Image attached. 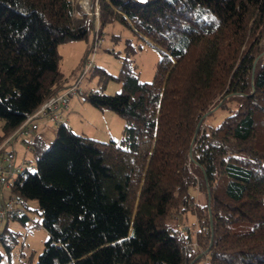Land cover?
Masks as SVG:
<instances>
[{
  "label": "trees",
  "instance_id": "trees-1",
  "mask_svg": "<svg viewBox=\"0 0 264 264\" xmlns=\"http://www.w3.org/2000/svg\"><path fill=\"white\" fill-rule=\"evenodd\" d=\"M98 3L99 33L119 23L161 58L149 82L126 58L109 76L121 92L86 93L124 118L120 141L64 122L11 187L49 233L36 264H198L204 251L206 264H264V0ZM92 29L74 0H0V142L65 88L59 46Z\"/></svg>",
  "mask_w": 264,
  "mask_h": 264
},
{
  "label": "rangeland",
  "instance_id": "rangeland-1",
  "mask_svg": "<svg viewBox=\"0 0 264 264\" xmlns=\"http://www.w3.org/2000/svg\"><path fill=\"white\" fill-rule=\"evenodd\" d=\"M95 1L97 2V0H74V4H80L82 10L86 13L88 7H94ZM87 19H92L94 30L98 26L100 28V20L96 25L95 19L90 18L88 14ZM94 30L90 31L87 38L70 40L59 46V70L64 80H66L67 86L74 84L82 74L83 60L95 40ZM113 35H117L119 39L114 41L112 39ZM100 36L103 42L98 46L95 55V66L83 75L79 86L80 92L71 97L73 99L72 106L74 105L75 110L79 109L80 111H74L71 114L72 124H70V127H73L74 132L78 134H84L99 141H120L125 128L124 118L116 112H106L109 110L92 106L85 100L86 93L90 89L99 90L109 95L121 92V83L118 80L110 79L109 76L119 75L126 58L133 68L139 72L141 81L149 82L154 78L157 63L161 57L156 47L138 39L129 29L119 23L107 26L105 34ZM126 40H130L131 44L126 45ZM82 103L87 106L84 108L78 107ZM230 107H233V105L231 104ZM224 116L223 110L220 109L214 117L207 119V123L217 124ZM3 124V120L0 119V133ZM46 128L48 129L47 144L41 146L37 152L30 151L26 155L27 159L33 164V167L29 170L30 172H33L36 168L38 156L45 148L51 146L55 138L57 126L50 124ZM260 141L264 144L263 136H261ZM16 148L20 161L25 154V149H21L18 145ZM196 197L200 204L207 205L208 197L204 192L197 191ZM18 202L26 209L29 218L25 221L19 218H11L6 222L8 225L6 224L5 229H3L0 239V264H36L44 249L45 242L49 238V233L41 224L38 202L36 200ZM179 224L183 231L192 236L191 245L194 249H197L199 247L196 241L199 227L196 215L188 212L187 215L180 218ZM201 256H204L205 259L198 264H206L209 261L208 251H204Z\"/></svg>",
  "mask_w": 264,
  "mask_h": 264
},
{
  "label": "built area",
  "instance_id": "built-area-1",
  "mask_svg": "<svg viewBox=\"0 0 264 264\" xmlns=\"http://www.w3.org/2000/svg\"><path fill=\"white\" fill-rule=\"evenodd\" d=\"M96 4L94 9L90 7L86 9V13L90 18H94L96 25H98L100 15L98 0ZM94 31V43L84 62L82 74L76 82L65 87L61 92L51 95L0 142V237L9 219L28 216L26 209L19 204L12 194L11 187L20 172L33 166L26 155L33 151L41 127H48L50 124L58 127L66 122L64 112L69 108L71 97L80 92L79 86L83 75L95 66V55L98 46L103 42L99 33V26ZM20 144L23 145L25 154L19 161L16 147Z\"/></svg>",
  "mask_w": 264,
  "mask_h": 264
},
{
  "label": "crops",
  "instance_id": "crops-1",
  "mask_svg": "<svg viewBox=\"0 0 264 264\" xmlns=\"http://www.w3.org/2000/svg\"><path fill=\"white\" fill-rule=\"evenodd\" d=\"M84 61V60H83ZM67 83H66V80H65V82H64V86L65 87H67ZM75 100V99H74ZM77 102H79L78 100H76ZM72 102H73V99H71L70 100V105H69V109L67 110V111H65L64 112V116H66L67 118H66V122L70 125V124H72V121H71V114L74 112V111H80L79 109H76L75 110V108L72 106ZM87 106V105H86ZM85 106V103H82V105H80V106H78V107H81V108H84V107H86ZM106 112H110V111H106ZM73 128V127H72ZM47 128L45 127H42V129L40 130V132H39V135H38V139H37V142H36V145H35V147H34V149H33V151H35V152H37L38 150H39V148L41 147V146H44V145H46L47 144V140H48V133H47ZM18 146H20L21 147V149H23L24 150V147H23V145H18ZM17 155H18V152H17ZM18 159H19V156H18ZM9 189V188H8ZM8 225V224H7Z\"/></svg>",
  "mask_w": 264,
  "mask_h": 264
},
{
  "label": "water",
  "instance_id": "water-1",
  "mask_svg": "<svg viewBox=\"0 0 264 264\" xmlns=\"http://www.w3.org/2000/svg\"><path fill=\"white\" fill-rule=\"evenodd\" d=\"M218 107H216L214 110H216ZM208 115V113L205 115V117ZM199 128V127H198ZM198 128H197V131H198ZM196 131V132H197ZM195 138H196V134H195V136H194V139H193V142L195 141Z\"/></svg>",
  "mask_w": 264,
  "mask_h": 264
},
{
  "label": "bare ground",
  "instance_id": "bare-ground-1",
  "mask_svg": "<svg viewBox=\"0 0 264 264\" xmlns=\"http://www.w3.org/2000/svg\"><path fill=\"white\" fill-rule=\"evenodd\" d=\"M89 8V7H88Z\"/></svg>",
  "mask_w": 264,
  "mask_h": 264
}]
</instances>
